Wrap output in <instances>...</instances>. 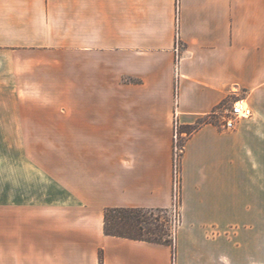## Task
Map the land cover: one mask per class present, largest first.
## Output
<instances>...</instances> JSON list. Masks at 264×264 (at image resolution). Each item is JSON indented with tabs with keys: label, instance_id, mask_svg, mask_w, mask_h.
I'll list each match as a JSON object with an SVG mask.
<instances>
[{
	"label": "crops",
	"instance_id": "obj_1",
	"mask_svg": "<svg viewBox=\"0 0 264 264\" xmlns=\"http://www.w3.org/2000/svg\"><path fill=\"white\" fill-rule=\"evenodd\" d=\"M237 101L185 138L175 258L107 236L173 210L176 128ZM0 136V264H264V0H0Z\"/></svg>",
	"mask_w": 264,
	"mask_h": 264
},
{
	"label": "trees",
	"instance_id": "obj_2",
	"mask_svg": "<svg viewBox=\"0 0 264 264\" xmlns=\"http://www.w3.org/2000/svg\"><path fill=\"white\" fill-rule=\"evenodd\" d=\"M209 123L216 124L215 122L204 121L195 127L180 128L181 133L189 136L201 125ZM184 144L185 141L182 148ZM154 211L171 214L170 210L164 209L108 208L104 212V232L107 236L170 246L173 250L174 259L176 253V227L175 229L166 227L162 217L155 215Z\"/></svg>",
	"mask_w": 264,
	"mask_h": 264
},
{
	"label": "rangeland",
	"instance_id": "obj_3",
	"mask_svg": "<svg viewBox=\"0 0 264 264\" xmlns=\"http://www.w3.org/2000/svg\"><path fill=\"white\" fill-rule=\"evenodd\" d=\"M227 111L228 110L219 111V112H217V115L212 117V118H206V119H202V120L198 121L197 125H199L200 123H203L204 121H211V122H215L216 124H218L220 126V128L225 130L223 128V123H224V119L223 118L226 116V112ZM181 131L182 130L180 129V127H178L177 128L178 140H177L176 144H177V146L179 148H181L180 151L182 152V150H183L182 144L185 141V138L187 137V134L181 133ZM0 142H1V136H0ZM1 152L2 151L0 150V154H1ZM181 152L179 153V157H180ZM178 171H179V168H178ZM4 172L9 174L10 180H13L14 179L13 177L16 175L17 168L16 167H9V168H5V170H4L3 168L0 167V242H1V238H2L1 237L2 236V208H1L2 207V199H1V191L3 189L2 174ZM179 185H180V182H179ZM6 186H8V184H6L5 187ZM10 186H11V181L9 183V189H10ZM179 201H180V199H179ZM174 203H175V201H174ZM178 204H179V202H178ZM177 207H178V205H177ZM170 211H171V214L170 213H161L159 211H154V214L155 215H159L160 217H162L166 227H173L175 229V227H177L178 222H179V214H178V211H177L175 206H174L173 210H170ZM176 212L178 214L177 216H176Z\"/></svg>",
	"mask_w": 264,
	"mask_h": 264
},
{
	"label": "built area",
	"instance_id": "obj_4",
	"mask_svg": "<svg viewBox=\"0 0 264 264\" xmlns=\"http://www.w3.org/2000/svg\"><path fill=\"white\" fill-rule=\"evenodd\" d=\"M253 116V111L251 107L243 102V101H237L233 104L230 110L226 112V116L223 118V128L227 131L235 130L236 126L241 120L249 119ZM177 140H178V133L176 128V134H175V171H174V201H175V207L177 209V205L180 198V179H179V171H178V161H179V153L181 152V148L177 146ZM176 212V216H177Z\"/></svg>",
	"mask_w": 264,
	"mask_h": 264
}]
</instances>
